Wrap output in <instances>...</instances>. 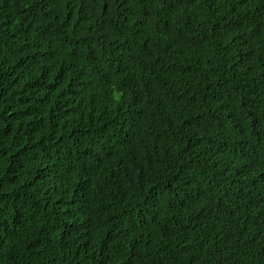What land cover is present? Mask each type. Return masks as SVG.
Returning a JSON list of instances; mask_svg holds the SVG:
<instances>
[{
  "label": "trees",
  "instance_id": "obj_1",
  "mask_svg": "<svg viewBox=\"0 0 264 264\" xmlns=\"http://www.w3.org/2000/svg\"><path fill=\"white\" fill-rule=\"evenodd\" d=\"M0 264H264V0H0Z\"/></svg>",
  "mask_w": 264,
  "mask_h": 264
}]
</instances>
